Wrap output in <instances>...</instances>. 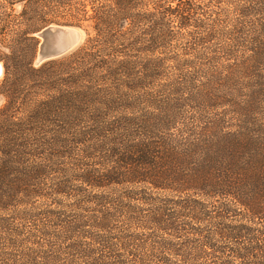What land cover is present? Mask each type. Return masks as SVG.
Listing matches in <instances>:
<instances>
[{"label": "trees", "instance_id": "1", "mask_svg": "<svg viewBox=\"0 0 264 264\" xmlns=\"http://www.w3.org/2000/svg\"><path fill=\"white\" fill-rule=\"evenodd\" d=\"M6 2L0 264H264V0Z\"/></svg>", "mask_w": 264, "mask_h": 264}, {"label": "rangeland", "instance_id": "2", "mask_svg": "<svg viewBox=\"0 0 264 264\" xmlns=\"http://www.w3.org/2000/svg\"><path fill=\"white\" fill-rule=\"evenodd\" d=\"M20 11H21V5L20 4H15L13 7H10L8 5V7H7L6 0H0V63L3 66H5L4 63L6 61H9V57L11 56V53H15L16 52V49H13V47L11 46V42H10L11 40H13V38L16 37V36H14V32L13 31H9L8 29L6 31H4V28H3L5 20L7 21L6 15H7V13L10 14V20H13V26L14 25L15 26H21L22 17H20ZM51 25L75 27V28H78L81 31L82 39H81V42H80L79 46L75 50L70 52L69 54H71L74 51L78 50L84 44V42H85V40L87 38V32L86 31L88 30L89 32H91V29L88 28L87 24L84 27H78V26H74V25H59V24H51ZM51 25H49V26H51ZM45 28H43V29H45ZM43 29H41L40 31H42ZM23 30H24L23 26L21 28H18V34H19L20 37H16V39L24 38V36L21 35V32ZM39 32L34 33L33 35L29 36L30 38H33L38 43L37 46L35 44V41H29L28 40V41H23V43L21 45L22 46L21 48L17 47V49L20 51V53H27V55H29V57L31 55H33V57H32L33 58V66L35 68L40 67L44 63L53 61V60H50V61L44 62L41 65H36V63H35L36 59H37V56H38V52H39V45H40V42H41V39L38 37V33ZM34 49H35V52H34ZM31 51H33V52H31ZM69 54H67V55H69ZM67 55H65L63 57H66ZM63 57H60L58 59H61ZM58 59H54V60H58ZM4 76H5V67H4V75L0 78V84H2V82L4 81L3 80ZM55 85L52 84L51 81L48 82L47 84H45V87L48 90L44 89V87L42 86L43 90L39 91L40 92L39 94H41V95H36L34 97V100L31 101L32 104H30V105L36 104V103H34V101L48 100L52 96L58 98V99H54L55 100L54 103L55 102H60L61 103L63 101L62 100V95H60L59 91H55V88H53ZM6 102L7 101L4 99V97L0 96V110L5 106ZM31 108H32V106L30 107V109ZM50 112L56 114L59 111L51 110ZM24 114L28 115L29 111L27 113L25 112Z\"/></svg>", "mask_w": 264, "mask_h": 264}, {"label": "water", "instance_id": "3", "mask_svg": "<svg viewBox=\"0 0 264 264\" xmlns=\"http://www.w3.org/2000/svg\"><path fill=\"white\" fill-rule=\"evenodd\" d=\"M41 39L36 65L63 57L75 50L82 39L78 28L51 25L38 33ZM4 75V66L0 63V78Z\"/></svg>", "mask_w": 264, "mask_h": 264}]
</instances>
